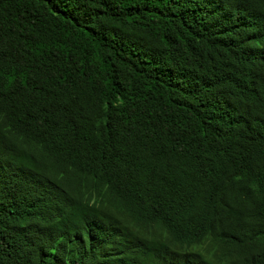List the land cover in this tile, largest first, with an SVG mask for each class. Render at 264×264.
Returning a JSON list of instances; mask_svg holds the SVG:
<instances>
[{"label": "trees", "instance_id": "16d2710c", "mask_svg": "<svg viewBox=\"0 0 264 264\" xmlns=\"http://www.w3.org/2000/svg\"><path fill=\"white\" fill-rule=\"evenodd\" d=\"M0 264H264V0H0Z\"/></svg>", "mask_w": 264, "mask_h": 264}]
</instances>
